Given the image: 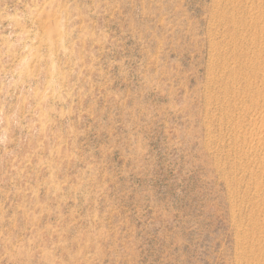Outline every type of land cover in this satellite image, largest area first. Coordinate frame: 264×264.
Here are the masks:
<instances>
[{
	"label": "rangeland",
	"instance_id": "rangeland-1",
	"mask_svg": "<svg viewBox=\"0 0 264 264\" xmlns=\"http://www.w3.org/2000/svg\"><path fill=\"white\" fill-rule=\"evenodd\" d=\"M0 264H264V0H0Z\"/></svg>",
	"mask_w": 264,
	"mask_h": 264
}]
</instances>
